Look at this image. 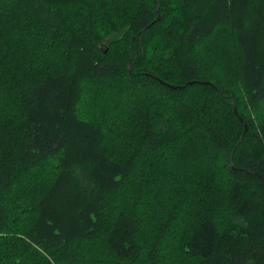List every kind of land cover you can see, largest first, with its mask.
<instances>
[{"label":"trees","instance_id":"1","mask_svg":"<svg viewBox=\"0 0 264 264\" xmlns=\"http://www.w3.org/2000/svg\"><path fill=\"white\" fill-rule=\"evenodd\" d=\"M0 264H264V0H0Z\"/></svg>","mask_w":264,"mask_h":264},{"label":"rangeland","instance_id":"2","mask_svg":"<svg viewBox=\"0 0 264 264\" xmlns=\"http://www.w3.org/2000/svg\"><path fill=\"white\" fill-rule=\"evenodd\" d=\"M210 43L217 46L219 48V51H224L228 46V42L223 37L222 31H219L217 34L212 35L210 38ZM217 62L220 64V61H217ZM220 68H221V71H223L221 65H220Z\"/></svg>","mask_w":264,"mask_h":264}]
</instances>
